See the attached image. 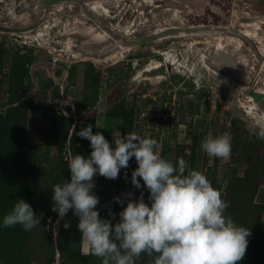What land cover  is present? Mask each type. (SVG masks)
Returning <instances> with one entry per match:
<instances>
[{"label": "rangeland", "instance_id": "obj_1", "mask_svg": "<svg viewBox=\"0 0 264 264\" xmlns=\"http://www.w3.org/2000/svg\"><path fill=\"white\" fill-rule=\"evenodd\" d=\"M38 1L0 0V25L26 28L44 19L28 33L0 32V114L8 105L31 102L34 109L14 116L26 131L30 125L48 126V118L60 114L71 119L73 129L95 113V134L106 133L113 149L119 133L155 139L162 158L173 163L183 158L213 187L219 184L228 204L225 215L234 222V218L242 219V225H237L251 232L247 240L252 246L264 245V137L260 135L264 131V95L251 113L247 109L250 92L264 94V0H81L122 39H140L172 27L201 26L206 30L142 47L108 49L100 55L95 54L96 47H109L113 40L83 17L77 3H57L44 14L35 10ZM153 61H164L167 79L154 84L142 81L129 90L131 79ZM101 99L105 100L103 110L96 113ZM64 105L71 107V113L65 112ZM126 110L130 122L123 127L113 115ZM209 131L230 134L228 158L209 157L201 150ZM69 136L65 144L53 141L48 149L40 134L33 132L26 138L38 147L37 154L47 155L38 182L42 199L49 202L45 205L51 203L56 180L49 170L61 158H72ZM137 167L132 157L117 179L93 178L92 194L99 199L96 209L104 210L99 212L100 218L109 219L113 226L120 222L121 204L137 201L143 194L144 202L151 206L143 180L138 178L140 189L131 183ZM69 174L70 182V170ZM249 186H256L253 197L243 196ZM106 210L112 215H105ZM232 211H237L233 212L237 217ZM52 215L53 209L31 234L30 245L39 254L35 264H61L58 251L51 256L49 248L55 247L63 216L57 213L53 222ZM81 252H90L85 251L83 241ZM94 258L96 264H102L101 258ZM153 258L143 253L136 264H152Z\"/></svg>", "mask_w": 264, "mask_h": 264}, {"label": "clouds", "instance_id": "obj_2", "mask_svg": "<svg viewBox=\"0 0 264 264\" xmlns=\"http://www.w3.org/2000/svg\"><path fill=\"white\" fill-rule=\"evenodd\" d=\"M78 135L90 141L92 151L88 158L73 155L68 161L70 182L53 185V211L65 216L74 209L85 251L101 258L102 264H136L143 253L154 257L152 264H238L244 258L251 232L225 215L228 204L202 172L190 168L183 158L175 163L162 158L157 140L134 132L119 133L114 149L100 132L93 134L91 125ZM260 135L264 137V131ZM200 148L209 157L228 158L230 134L209 131ZM132 157L138 167L131 183L140 189L138 178L143 180L151 206L143 194L137 201L129 200L113 226L95 210L99 199L92 194V181L97 173L117 179ZM116 202L122 203L119 198ZM42 219L43 213L37 217L19 198L3 217V226L20 225L31 231Z\"/></svg>", "mask_w": 264, "mask_h": 264}, {"label": "trees", "instance_id": "obj_3", "mask_svg": "<svg viewBox=\"0 0 264 264\" xmlns=\"http://www.w3.org/2000/svg\"><path fill=\"white\" fill-rule=\"evenodd\" d=\"M11 84L14 85V83ZM19 96L16 98H20ZM8 106L5 113L3 115L0 114V120H2V125L0 126V264H33V262H36V258L39 257L37 249L30 245L32 239L31 234L34 228L31 231H25L20 225L13 227L3 226V217L11 211L13 205L19 198L23 199L33 208L37 217L43 213V220L51 215V210L53 209V200H51L49 205H45L49 202L42 199L41 192L38 190L40 188V183L38 182L42 180V170L45 169L44 164L48 162L47 155L46 153L37 154V151L34 150L38 147L31 146L29 140L26 138L31 136L33 132L40 134L42 140H45L44 146L48 149L50 143L53 141L62 145L65 144L70 135L69 146L71 157L73 155H81L88 158L92 151L90 141L81 138L78 133L83 128L91 125L93 134H95L96 117H91L89 120L83 121L80 126L72 129L71 119H66L61 114L57 116L53 115L47 120L49 122L48 126L30 125L29 130L26 131L27 127L14 120V116L19 112L24 113L27 109H34L31 102ZM127 114L128 112L126 110L122 114H114L113 117L114 119H120L124 127L130 122ZM71 129L72 133L69 134ZM30 149L33 150L31 151ZM124 169L122 168L121 170ZM49 171L52 176L55 175L56 177L55 184H62L63 181L69 182L70 174L66 159L61 158L60 161L56 162V166L52 167ZM98 177L99 179L109 180L99 174ZM214 188L220 190V185L216 184ZM116 189H118L117 186ZM255 189L256 186L253 189L249 186V192H244L243 196L253 197ZM249 193L251 195H248ZM237 200L239 201V199ZM243 204L246 205L247 201ZM42 205L44 209L41 207ZM125 205L127 204L123 203V206L121 204L122 209L125 208ZM47 207L48 211L45 210ZM95 210L98 212L104 211L100 209ZM105 212L104 214L108 215L109 213L107 212L112 211L106 210ZM233 212L236 213L237 211L231 212L232 215H235ZM73 213L74 209H70L61 219L55 236V247H51L50 245L49 254L54 256L55 251H58L61 264H96L95 258L93 260L94 255L91 252L88 254L81 252L82 240L81 233L78 231L79 218ZM56 215L57 213L53 211V222ZM115 215L113 213V216ZM119 218L120 216H118L117 220ZM234 220L236 224L241 223L242 225V219L240 217L234 218ZM67 224L69 226L65 228ZM48 241H53L51 233H49ZM238 264H264L263 242L257 247L252 246L248 241L245 256Z\"/></svg>", "mask_w": 264, "mask_h": 264}, {"label": "water", "instance_id": "obj_4", "mask_svg": "<svg viewBox=\"0 0 264 264\" xmlns=\"http://www.w3.org/2000/svg\"><path fill=\"white\" fill-rule=\"evenodd\" d=\"M64 2H73L77 3L82 12L83 17L95 24L101 31H103L109 38L113 40V44L109 47H96L97 49V55L105 53L108 49H124L132 48V47H138L144 43L149 42H155L158 40L170 38V37H176L179 35H186V34H198L205 32L206 30L202 29L201 26H195V27H189V28H164V29H158L156 30L152 35L148 36L144 39H138V40H128V39H122L120 37H117L115 33L107 27L94 13H92L89 9H87L86 5L81 2V0H39L35 4V10L37 13L44 12L48 10V8L54 4L57 3H64ZM44 19L38 21L36 24L26 27V28H17V27H9L0 25V32L1 33H10V34H23L28 33L32 30H34L36 27L41 25L43 23ZM100 46V45H99ZM123 49V50H124ZM165 78L163 66L160 63L157 67L154 66H148L139 71L129 82L128 89L131 90L134 87H136L140 82L142 81H149L151 83L161 81ZM252 97L255 101H260L263 96L257 93H252ZM104 99H101L97 105L96 113H100L103 110L104 107ZM64 110L67 113H71V107L69 105H64ZM95 113L90 114L91 117H94Z\"/></svg>", "mask_w": 264, "mask_h": 264}, {"label": "bare ground", "instance_id": "obj_5", "mask_svg": "<svg viewBox=\"0 0 264 264\" xmlns=\"http://www.w3.org/2000/svg\"><path fill=\"white\" fill-rule=\"evenodd\" d=\"M93 9L95 10L96 9V7L94 6L93 7ZM91 11V10H90ZM92 12V11H91ZM95 12H97L96 10H95ZM93 13V12H92ZM95 14V13H94ZM96 15V14H95ZM97 16V15H96ZM98 17V16H97ZM124 49V47L122 48V50ZM167 55V54H166ZM168 56V55H167ZM165 57V56H164ZM170 57V56H169ZM166 59V58H165ZM118 61V60H117ZM165 64V63H164ZM153 65V64H152ZM166 66V65H165ZM157 67V66H156ZM148 82V81H147ZM153 84H154V82H153ZM252 93H256V92H250L249 93V95H248V97H247V99H248V101H250V104H249V106L247 107V109H248V112L249 113H251L255 108H256V105L258 104L257 102H259V101H255L254 100V98L252 97ZM257 94H260V95H262L261 93H257ZM263 96V95H262Z\"/></svg>", "mask_w": 264, "mask_h": 264}, {"label": "flooded vegetation", "instance_id": "obj_6", "mask_svg": "<svg viewBox=\"0 0 264 264\" xmlns=\"http://www.w3.org/2000/svg\"><path fill=\"white\" fill-rule=\"evenodd\" d=\"M89 10H92L90 7H89ZM97 15V14H96ZM189 28V27H188ZM154 33V32H153ZM152 33V34H153ZM152 34H150V35H152ZM150 35H148V36H150ZM148 36H146V37H143V38H140V39H144V38H147ZM132 40H138V39H132ZM149 43H153V42H149ZM149 43H144V44H142V45H140V46H138V47H142V46H144L145 44H149ZM162 64V66H163V70H164V75H165V80L167 79L166 78V68H165V66H164V61L163 62H152L149 66H158L159 64ZM153 64V65H152ZM146 67H148V66H146ZM240 72V71H239ZM192 82V84L194 83L193 81H191ZM184 83V82H183ZM182 90H184V89H182ZM256 93H258V92H256ZM262 94V93H261ZM262 95H264V94H262ZM260 102V101H259ZM259 102H257V103H259Z\"/></svg>", "mask_w": 264, "mask_h": 264}, {"label": "crops", "instance_id": "obj_7", "mask_svg": "<svg viewBox=\"0 0 264 264\" xmlns=\"http://www.w3.org/2000/svg\"><path fill=\"white\" fill-rule=\"evenodd\" d=\"M105 134H106V133H105ZM105 134H104V135H105ZM104 135H103V136H104ZM108 141H109V140H108ZM96 178H97V181H98V180H99V181H113V180L99 179V177H98V173L96 174Z\"/></svg>", "mask_w": 264, "mask_h": 264}]
</instances>
